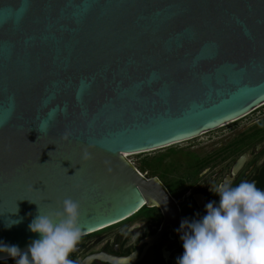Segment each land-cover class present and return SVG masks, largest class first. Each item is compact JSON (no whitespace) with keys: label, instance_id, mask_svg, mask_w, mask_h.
I'll return each mask as SVG.
<instances>
[{"label":"water","instance_id":"95a60500","mask_svg":"<svg viewBox=\"0 0 264 264\" xmlns=\"http://www.w3.org/2000/svg\"><path fill=\"white\" fill-rule=\"evenodd\" d=\"M0 18V242L21 251L64 198L83 236L145 205L173 217L126 155L264 105V0H0Z\"/></svg>","mask_w":264,"mask_h":264},{"label":"flooded vegetation","instance_id":"af4514ba","mask_svg":"<svg viewBox=\"0 0 264 264\" xmlns=\"http://www.w3.org/2000/svg\"><path fill=\"white\" fill-rule=\"evenodd\" d=\"M246 117L237 121L245 119L243 125L228 133L209 136L205 142L191 143L155 158L156 167L151 173L140 169L143 175L157 177L163 183L177 214L168 218L160 207L145 205L119 222L82 236L70 257L74 264H119L118 258L131 257L134 252L131 264H177L183 242L171 220L181 222L197 219V214L203 216L205 204L219 200L210 186L247 180L264 190V117Z\"/></svg>","mask_w":264,"mask_h":264},{"label":"clouds","instance_id":"9594fccd","mask_svg":"<svg viewBox=\"0 0 264 264\" xmlns=\"http://www.w3.org/2000/svg\"><path fill=\"white\" fill-rule=\"evenodd\" d=\"M210 191L218 202H207L203 216L180 223L183 253L177 264H264V190L243 180L236 185L221 182ZM79 218L80 204L71 198H64L59 210L44 212L37 205L28 229L38 238L25 251L0 242V256L14 264H74L70 257L83 236ZM22 219H9L5 228ZM134 258L135 252L118 258L119 264H131Z\"/></svg>","mask_w":264,"mask_h":264},{"label":"rangeland","instance_id":"374dc122","mask_svg":"<svg viewBox=\"0 0 264 264\" xmlns=\"http://www.w3.org/2000/svg\"><path fill=\"white\" fill-rule=\"evenodd\" d=\"M263 117H264V106L262 108L256 110V111H254L249 116H247L246 119H249V118L255 119V118H263ZM244 123H245V119L240 121V122L234 123L232 125L225 126V127L218 129L216 131L207 133L201 137L190 140L189 142L188 141L183 142V143L177 144L175 146H171L169 148H165V149L154 151V152L133 155L130 157L129 160L137 167L138 170L143 169L144 172L147 170L149 173H151V172H153V170H155V167H156V163H155L154 159L158 158V157H163L165 154H167L168 151L182 149L191 143L205 142V140L209 136H212V135L217 136V135H222V134L228 133L232 129L240 127Z\"/></svg>","mask_w":264,"mask_h":264},{"label":"bare ground","instance_id":"6f19581e","mask_svg":"<svg viewBox=\"0 0 264 264\" xmlns=\"http://www.w3.org/2000/svg\"><path fill=\"white\" fill-rule=\"evenodd\" d=\"M263 106H264V105H263ZM263 106L256 108V110L262 108ZM256 110H255V111H256ZM245 117H246V116H245ZM243 118H244V117H243ZM243 118H241V119H243ZM241 119H239V120H241ZM239 120H236V121H234V122H232V123H229V124H227V125H225V126L231 125V124H233V123H235V122H237V121H239ZM223 127H224V126H223ZM199 137H201V136H199ZM197 138H198V137H197ZM195 139H196V138H195ZM191 140H192V139H191ZM133 155H135V154H128V155H126V157H127L128 159H130V157L133 156Z\"/></svg>","mask_w":264,"mask_h":264},{"label":"snow or ice","instance_id":"6c2138e0","mask_svg":"<svg viewBox=\"0 0 264 264\" xmlns=\"http://www.w3.org/2000/svg\"><path fill=\"white\" fill-rule=\"evenodd\" d=\"M25 2H27V0H25ZM4 20L2 18H0V23H3Z\"/></svg>","mask_w":264,"mask_h":264}]
</instances>
